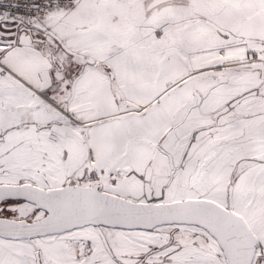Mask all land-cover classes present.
Here are the masks:
<instances>
[{"label": "snow or ice", "instance_id": "6c2138e0", "mask_svg": "<svg viewBox=\"0 0 264 264\" xmlns=\"http://www.w3.org/2000/svg\"><path fill=\"white\" fill-rule=\"evenodd\" d=\"M0 264H264V0H0Z\"/></svg>", "mask_w": 264, "mask_h": 264}]
</instances>
